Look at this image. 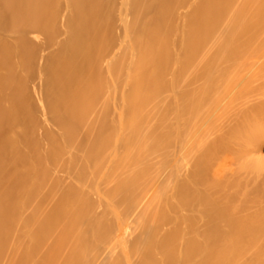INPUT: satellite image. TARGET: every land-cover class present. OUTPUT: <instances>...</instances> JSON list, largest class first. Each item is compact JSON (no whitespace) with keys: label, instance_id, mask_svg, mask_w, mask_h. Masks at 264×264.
Listing matches in <instances>:
<instances>
[{"label":"bare ground","instance_id":"6f19581e","mask_svg":"<svg viewBox=\"0 0 264 264\" xmlns=\"http://www.w3.org/2000/svg\"><path fill=\"white\" fill-rule=\"evenodd\" d=\"M58 1L0 0V264H80L83 262L91 252V247L89 249L86 243L92 228L89 222L92 217L95 218L96 213L92 203L96 204L97 208V203L91 202V198L88 200L87 197L90 195L88 196L87 193L97 199L100 207L106 205L112 216H116L117 222H115L118 226L113 222L118 230L121 229L118 221L120 220L121 224L123 223L122 226L128 228V222L125 221L127 216L137 208L139 210L142 199L148 197L146 195L150 196L143 213L136 217V233L134 232L136 242L130 244L133 238L128 242L130 236L128 230L120 241L123 243L121 255L118 254L121 264H264V157L262 156L264 82H252L245 87L232 86L229 92L235 97L227 104L218 102L216 105H211L206 97L215 90L216 94L225 90L222 89L223 87L218 89L216 83L212 84L210 80L218 78L226 71L244 75L254 73L255 75L250 77L252 76L254 81L259 79L257 76L261 73L259 67L252 69L247 68L246 65L233 67L231 63L246 64L248 60H258V56L261 57L259 36L264 30V0H194L195 6L193 2L188 3L187 0H141L140 7L132 3V0H121L118 9L120 24L117 25L121 35L118 39L119 46L115 49L119 47V53L129 55L128 58L124 57L129 60L127 62L129 66L123 65L127 70L124 72L126 74H122L123 66L122 71L119 69L121 54L119 56V53L115 52L116 54L112 55L114 60L112 56L110 59L114 62L117 58V69L110 67L109 59L102 61L104 63L109 61V65L105 64L108 65V72L112 73V77L110 76L112 79L109 77L110 82L118 78L115 82L117 83L125 75L122 78L125 81H123L124 84L119 82L115 85L117 91L114 94L121 97V102L117 103L118 105L115 104L117 107L114 104L109 105L111 110L115 108L118 111L117 113L115 109L112 110L117 113V115L113 114L117 123L112 124L114 119L112 112L109 118L111 117L110 122L113 128L116 125L114 141L121 142L118 143L120 147H124V152L121 153L122 148L115 143L117 148L114 147L115 151L111 149L114 152H110V161H104L107 165L109 164L108 169L101 165L106 172L103 171V173L100 167L104 176L99 173V178L100 176L102 178L97 179L98 181L95 180L94 174L99 170L100 157L105 152L109 157L108 149L104 152L109 138L105 132L108 119L101 94L106 91H102L103 81L99 72L100 51L97 50L98 53H96V47L102 38V26L99 25V19L102 8L103 12L105 10L106 1L65 0L68 11L70 10L65 15L69 21L65 20L66 24H64V29L68 28L66 33L68 41L61 40L66 44L62 45L61 50L59 45V53L56 54L54 49L50 50L55 53L50 58L46 56V51V57H44V61L48 59L44 62L46 66L44 64L42 66V56L37 73L41 72L40 65L41 69L46 67L47 75L44 74L46 78L43 77V73L39 74V78L34 76V79H39L35 80L39 89L44 82L47 83H45L47 87L46 85L42 87L43 89L46 87L47 91L45 89L41 95L38 93L42 96L46 92V98L44 99L45 94L43 98L36 95L37 87L31 90L32 95H30L32 98L35 93L34 95L40 97L36 99L37 101L32 99L38 103V107L40 106L38 111L41 110L39 112L43 115L40 117H44L40 118L45 127L43 129L42 126V130L48 128L51 132L54 126L59 128L55 131L58 132L60 141L56 134H53V138L51 135L50 140L57 138L58 142L56 140L55 142L58 143L56 144L58 150L56 148L55 156L62 147L63 152L57 156L60 159L61 155H64L70 166L67 173L66 166L63 167L65 171L62 172L64 173L62 178V174L57 176L58 179L61 178V183L51 176L53 172L49 170L50 168L45 170L43 167L45 171L38 172L40 163L35 165L34 158L33 162L29 161L31 155L28 156L30 150H27L26 145L32 144L35 138L32 133L27 138L24 136L25 139L33 138V141L30 138L31 142L29 141L28 144L25 141L24 145L21 138L23 128L25 130L31 125L29 123V126L24 127L25 124L27 125L33 119L32 116L29 118L30 113L33 112L28 111V107L24 109L22 116L27 111L30 113L24 116L27 118L23 127L19 125L20 112H22L20 106L23 109L25 104L24 98L21 100V95L26 96V90L21 91L25 85L21 74L25 77L30 76V70L26 74L22 71L28 57L26 50L28 52V48L31 47L28 46L25 49L27 44L24 45V41L28 39L38 42V36L34 35L37 39L30 37L28 31L34 30L31 31L34 33L38 32V28L42 30L45 27L43 24L46 25V20H50L51 17L55 21V12L52 8L59 4ZM184 3H188L189 6L192 4L193 8L190 7L193 11L191 14H186L187 10L184 11L185 14L181 12L185 17L181 45L180 47L176 45L179 49L173 51L172 49L177 48L172 47L175 46L173 43L179 39L175 42L171 41L179 35L177 32L180 28L176 30L172 40L170 32L179 25V21L178 23L176 21V25L174 21L173 25H170V21L168 24L166 22L168 27L163 23L167 27L166 30L159 26V22L166 19V16L174 15L177 9L184 7ZM131 9L135 10L133 16L137 14L136 19L129 20L128 12ZM141 11L144 13L150 11V14L147 17L141 16V18L145 17L142 20L138 18ZM176 14L172 18L178 19V13ZM59 16L57 18L60 19ZM52 23L55 24L51 22L50 25ZM48 24L45 28L51 27ZM56 29L54 27L53 30ZM44 33L45 30L42 34ZM47 36L45 38L51 41L49 33ZM218 36L220 40L215 41ZM67 37L64 38L67 39ZM34 44L36 46V43ZM121 49L125 50V53ZM126 60L122 62L125 63ZM32 61L29 64L32 65ZM103 67L102 65L100 68L103 69ZM27 70L28 68L25 71ZM32 71L35 72V69L33 68ZM101 71L103 73V70ZM19 77L24 83L23 87L21 84V90L18 83ZM118 84L122 87L124 85L121 93L118 91L121 88ZM114 87H112L113 90H116ZM108 92L105 95L110 98L111 92ZM112 96L111 102L108 101V103H112L114 99L118 102V99ZM105 99L107 100L108 97ZM22 101L23 105H21ZM29 103L31 105L32 102L29 101ZM26 104L28 105L27 102ZM37 106L33 108L37 109ZM240 107L245 114L243 118L240 116ZM250 107L255 108L254 114L250 113ZM186 112L191 119V124L197 126L200 122H205L207 130L198 145H190L194 160L190 159L194 162L189 163H192V166L194 164V171L188 185L186 182L189 178L186 182L184 181L185 185L183 181L179 183L180 180L176 176L178 181L172 182L173 186L170 190L167 179L162 181L156 180L157 177L153 179L149 176L152 172L150 166L158 157V140H163L167 131L175 130L182 137L186 125ZM38 122L35 125L37 130L35 133L37 134L40 129V135L42 133L41 128L37 127ZM33 129L31 127V131L34 132ZM47 132L50 136L49 130ZM35 133H33L34 137ZM83 136L89 140L93 139L92 146L80 144ZM39 139H36L35 143L40 142L41 139ZM52 140L50 142L53 143ZM52 143L49 145V150L47 147L48 152L46 153V149L43 152L47 154L43 159V154L38 149L40 153L38 151L37 156H40L42 161L52 156L51 162L55 163L52 149H55V145L51 147ZM34 151L37 152V150ZM64 158H62L63 162ZM102 158L106 160L107 156L106 159L103 156ZM225 158L231 159L233 163L235 160L240 165L236 169L230 165V168L225 163ZM40 159H36V162ZM80 159L84 163L85 161L92 163L91 166L88 162L93 174L91 179L94 182L88 190L86 188L90 184L87 185L84 182V176L83 179L80 176L85 171L83 165H80ZM47 160L49 161V158ZM44 162L46 166L47 161ZM56 163H61L62 167L61 160L60 163L58 160ZM70 170H73L74 177L76 173L77 179L73 181V174H71L72 182H69L68 187L63 186L62 184L65 183L62 181L63 177L65 179V175H69ZM87 178L89 182L87 179L86 181L90 183L88 173ZM82 192L84 198L79 196ZM84 193L87 195L86 198ZM123 194L125 197L128 194V198L129 196L132 198L125 208L120 209L118 200ZM186 212L191 215H186ZM106 216L108 217L107 213ZM105 219L108 221V218L105 217ZM92 221L91 226H93ZM102 225L104 226V222ZM103 226L98 228V231H105ZM110 233L105 235L110 236ZM99 238L103 242V239Z\"/></svg>","mask_w":264,"mask_h":264},{"label":"rangeland","instance_id":"374dc122","mask_svg":"<svg viewBox=\"0 0 264 264\" xmlns=\"http://www.w3.org/2000/svg\"><path fill=\"white\" fill-rule=\"evenodd\" d=\"M106 2H105V4H104V2H102L104 5H105V7L107 8V6H108V8L106 9L105 7H104V5L102 6V4H101V6L102 7H104V9L106 10H104V12H103V8H102V13H101V16H100V19H99V21H100V26H102L101 27V31H102V34H101V39H100V44L96 47V53H98V51L97 50H99L100 52H99V55H98V59L100 60L99 61V65H100V67L103 65L104 67H103V69L102 68H100L99 67V72H100V75H101V78H102V81H103V89H102V91L104 90V91H106V92H101V94L103 95L102 97H103V100H102V103H104L105 104V109H106V118L108 119V121H106L107 122V127H106V133H107V136H108V140L110 141H108V142H106V144H105V150H104V152L105 151H107V149H108V151H107V153H109V157H108V154H106V152L105 153H103V157H105V159H106V156H107V159L106 160H104L103 158H102V156L100 157V161H99V170H98V172L97 173H95L94 174V178H95V180H97V179H100L101 180V176L103 175L102 174V172L103 171H105L106 169H108L107 167H108V165H107V162H109L110 161V152H112L113 150L115 151V148H117L116 146H115V143L117 144L118 142L119 143H121L120 141H114V137H115V134H116V125L114 126V128H113V123H117V119L115 118V116H113V114L114 113H118V111L114 108V106H115V104L116 105H118L119 104V102H121V97L119 96L118 97V95H116V94H114V93H116V91H117V86H115L117 83H119V82H121V84L123 83L124 84V80L122 79V78H124V76L125 75H123V77H119L120 79H119V82H117V83H115L116 82V80L118 79V78H114V76H113V80H112V82H110V80L112 79L111 77H112V73L110 74L109 72H108V65H109V61H110V59H111V56L113 55L114 56V53L115 52H117V53H119V47H118V49H115V48H117V46H119V36L121 35V31L119 32V28H118V24H120L119 23V17H118V9H119V7H120V2H121V0H105ZM133 2L132 3H135V5L136 6H138V7H140V2H141V0H132ZM191 1V2H190ZM67 2V1H66ZM65 2V0H59L58 1V3L59 4H57L56 6H54L53 8H52V11L53 12H55V15H54V17H55V21L53 20V17H51L50 18V20H46V25L50 22H55V24L54 23H52L51 25H50V23L48 24V26L50 25L51 27H48V28H45L46 27V25H45V23L43 24V26H45V27H43L42 28V30L41 29H39L38 28V32H34V33H31V31L32 30H30V32L28 31V33L30 34H28V36H32V37H34V35L37 37L38 36V42H35V41H37V40H33L34 38L35 39H37L36 37H34L32 40L33 41H29L28 39H26V41H28V42H30V43H28V42H26V41H24V45L25 44H27L26 45V47H25V49H27V47L28 46H31L30 47V49L28 48V52H27V50H26V56H28V57H26V61L28 62V60H30L31 58V60L29 61V63L32 61V60H34V61H32V65H34V66H32L31 64H29V66H28V64H24V66L22 67V71H23V73L25 72V74L26 73H29L30 72V76L28 77V75L26 76L28 79H26V77H25V75H22L21 74V77H22V79H24V83H25V85H24V87L26 86V88H24L23 87V82H22V79H20L21 77H19V82L18 83H20V85H19V89L21 90V84H22V87H23V89L21 90V91H23L24 89L26 90V96L28 97L29 96V98H27L26 96L24 97V95H21V100L24 98V101H25V104H24V106H23V109H22V106H20V111H22V112H20V114H21V119H20V121H21V123L19 124L20 125V127L22 126L23 127V124L25 123V121H26V118L27 117H24L26 114L27 115H29V113L30 112H33V113H30V115H29V118H31V116H32V118L33 119H31L30 120V122H28L27 123V125L25 124V126L24 127H27V126H29L30 124L29 123H31V125H30V127H27V128H25V130H24V128H23V133H25V135L23 134V133H21L22 134V142H23V145H24V142L26 141V143L28 144L29 143V141L31 142V139H32V141H33V138H35V140L32 142V144H28V145H26V143H25V145H26V147H27V150H30L29 151V153H28V156H29V154L31 155V157L29 158V161L31 162H33V158H34V161L35 162H33L35 165H37V163H40V165H39V170H38V172H41L42 170H43V167H45L44 169L45 170H47L48 168H50L49 170L50 171H52L53 172V174H51V176H53V177H55V178H57L58 179V177L57 176H60L61 174V178H62V176H64L63 174L64 173H62L63 171H65V170H63L64 168L63 167H65L66 166V168H67V171H66V173L68 172V169H69V167L70 166H68L69 165V161L66 159V158H64V155H61V158L59 159V156H60V154H61V152H63L62 151V147H60L61 148V150L59 149V151H58V155L59 156H57V154H56V156H55V153L57 152V151H55L56 150V148H57V150H58V147H57V145L56 144H58V143H56V142H58L56 139L59 137V135H57V133L58 132H56L55 131V129H57V131L59 130V128H57L58 126H54V129H52V131L50 132V130L51 129H46V130H42V126H43V129L45 128L44 127V125H43V120H41L42 118H44V117H40V116H43L42 115V113H40L41 112V110H39L38 111V109L40 108V106L38 107L37 105H38V103H36L35 101H33V99L32 98H34L35 100L37 99V98H40V97H42L43 98V94H45L44 95V99L46 98V92L45 93H43L42 94V96H40L41 95V93H42V91H44L45 89V91H47V83L46 82H44L43 83V85L42 86H40V89L38 88L39 86H37L38 85V83L37 82H35V80L37 81V80H39V79H37V78H39V74H41V73H43L42 75H43V77L44 78H46V75H47V73H46V67H44L43 69H41L42 68V66H43V64H44V66H46V64L44 63V62H46V60H48V59H46L45 61H44V57H46L47 55H48V58H50V56L51 55H55V53L57 54V53H59L58 52V50H59V47H60V50L62 49V45H65L66 43V41H68V35H66V33H67V31H68V28H66L65 27V29H64V24H66V21L65 20H67V18H65L66 16L65 15H67V13H69L70 12V10L68 11V5L66 6V3ZM187 2L189 3H192L193 2V6H195V3H194V0H187ZM188 3H184L183 5H184V7H182L181 9L179 8V9H177L176 11H175V13H174V15H171V16H166V19L164 20L163 19V21H160L159 22V26H162L161 28L163 29V30H166L167 29V27L169 26H167V24L169 23V21H170V25H173V21H174V25H176L177 23H178V21H179V25H176V27H177V29H176V27L175 26H172V27H175L174 29H171L173 32H170V37H171V35H172V37H171V40L174 38L173 36H175V34H176V32L178 31V29L180 30V31H178L177 32V34H179V35H176L175 36V39L174 40H172L171 42H175V40L177 41L178 39H179V41H177L176 43H173V45L175 44V46H172L173 48L174 47H180V45H181V43H180V40H182V26H184V22H185V17H183L182 16V14H185V12L184 11H186L187 13L186 14H188V13H190L191 14V12L193 11V6H192V4H190V6L192 7H190L189 6V4ZM106 4H108V5H106ZM190 8H189V7ZM188 7V8H187ZM54 8H56V10L58 11V13H57V11L54 9ZM187 8V9H186ZM55 11H54V10ZM108 9H109V11H108ZM184 9V10H183ZM192 9V10H191ZM66 10H67V12H66ZM133 9H131V10H129V17H130V19L129 20H133V19H136L137 17H135L137 14H135V16H133V12H135V10H133ZM189 10V11H188ZM183 11V13L181 14V12ZM64 13H66V14H64ZM137 13V12H136ZM142 13V14H141ZM146 13V14H145ZM144 13V11L142 12H140L139 14V17L138 18H140V19H144L145 17H147L149 14H150V11H146ZM176 13H178V19H175V18H172V17H175V14ZM58 14H60V16L58 15ZM68 15H70V14H68ZM145 16V17H143V18H141V16ZM60 17V19L59 18H57V17ZM176 16H177V14H176ZM181 16L183 17V18H181ZM184 16H186V15H184ZM132 17V18H131ZM57 18V19H56ZM69 18H71V15H70V17ZM179 18L181 19V20H179ZM52 19V20H51ZM174 19V20H173ZM70 20H72V19H70ZM182 20H183V22H182ZM58 21V22H57ZM69 20H67V22H68ZM176 21H177V23H176ZM58 24H57V23ZM65 22V23H64ZM131 22V24H132V21H130ZM166 22H167V24H166ZM70 23V22H69ZM68 23V24H69ZM163 23L167 26H164L163 25ZM182 23H183V25H182ZM56 25V26H55ZM58 25V26H57ZM71 25V24H70ZM181 25V26H180ZM55 28H57L56 30H53L54 29V27ZM65 26H69V25H65ZM49 28L51 29V30H49ZM45 30V33L44 34H42V32ZM41 32H40V31ZM174 30H175V32H174ZM177 30V31H176ZM34 31V30H33ZM32 31V32H33ZM56 31V32H55ZM49 33V38L51 37V41H49V40H47L48 39V33ZM56 33V34H55ZM174 35H173V34ZM181 35V36H180ZM263 35V36H262ZM47 36V39L45 38ZM30 37H28L29 39H30ZM54 37H56V38H58V39H55ZM64 37H67V39L66 38H64ZM261 39H259L260 41H261V57H259L258 56V60H248L249 62H247L246 64H244V63H238V62H236V63H231V65H234L233 67H238V66H245L246 65V67L247 68H249V69H252V68H260V70H261V73H259L257 76L259 77V79H257V80H253L252 79V76L250 77V75H253L254 73H248V74H246L245 73V75L244 74H239V73H234V72H229V71H226L225 73H221L219 76H218V78H215V79H212L211 78V82H212V84H214V83H216V87L219 89V88H221V87H223L222 89H225L223 92H221V93H219V94H216L215 93V91H214V93H212L211 95H208V96H206L207 97V100H210V104L211 105H216L218 102H222L223 104H227L228 102H230L231 100H232V98H234L235 96L233 95H231L230 94V92H229V88L231 89V87L233 86H238V85H240V86H247V85H249L250 83H252V82H259L260 81V83H263L264 82V40L262 41V39H264V30L261 32V34H260V36H259ZM219 38V36L217 37V39L215 40V41H219L220 40V38ZM55 39V40H54ZM65 41L64 43L62 42V41ZM214 41V42H215ZM31 42H32V45H31ZM36 43V46H35V44L34 43ZM60 42V43H59ZM61 42H62V44H61ZM178 42H179V45H178ZM57 45H56V44ZM56 45V46H55ZM60 45V46H59ZM171 45H172V43H171ZM177 45V46H176ZM32 46H34V47H32ZM58 46V47H57ZM174 48V49H172L173 51L176 49V50H178L179 48ZM50 48V49H49ZM54 49V50H53ZM115 49V50H114ZM43 50V51H42ZM50 50H53V51H55V53L53 52H51ZM175 50V51H176ZM46 51H47V53H46ZM48 51H50V52H48ZM121 51H124V53H125V50H123V49H121ZM33 53V54H32ZM42 53H43V55H42ZM45 53H46V56H45ZM113 53V54H112ZM30 54V55H29ZM32 54V55H31ZM35 54V55H34ZM41 54V55H40ZM111 54V55H110ZM116 54V53H115ZM120 54H121V57H120V59H119V61H121L120 62V65L119 66H121V67H119V69L122 71V69L121 68H123L124 70L122 71V74H126V73H124V72H126L127 70H126V68H125V66H123V65H126V66H129V64L127 65V62H129V60L127 59L126 60V58L124 59V57L126 56L127 58L129 57V55L127 54V53H125V55H122L123 54V52H120L119 53V56H120ZM37 55H39V57L37 56ZM32 56H34V57H32ZM41 56V57H40ZM42 56H43V62H42ZM113 56H112V60H114V58H113ZM29 57H31V58H29ZM38 57V58H37ZM110 57V58H109ZM34 58V59H33ZM39 58H41V59H39ZM36 59V60H35ZM109 59V61H108V63L107 62H105L106 64H108L107 66H106V64L103 62V61H107ZM122 59V60H121ZM126 60L125 61V63H123L124 62V60ZM38 60V61H37ZM40 60V61H39ZM103 60V61H102ZM116 61V62H115ZM115 61L114 62H112V61H110L111 63H110V67H112L113 69H117V58L115 59ZM123 61V62H122ZM36 62V63H35ZM38 62V63H37ZM42 62V66L40 65V70L39 71H41L40 73L38 72L37 73V69H39L38 67H39V64ZM101 62H103V63H101ZM35 64H37L36 66H35ZM102 64V65H101ZM114 64V65H113ZM122 64V65H121ZM237 64V66H235ZM25 66H28V67H26L25 68ZM106 66V67H105ZM116 66V67H115ZM123 66V67H122ZM35 69V72L34 71H32L33 70V68ZM28 68V70L27 71H25L26 69ZM45 69V70H44ZM30 70V71H29ZM44 70V71H43ZM101 70H103V73H104V75H103V73H102V71ZM172 70V69H171ZM29 71V72H28ZM33 72V73H32ZM45 72V73H44ZM109 74H108V73ZM171 72V71H170ZM108 75H107V74ZM169 73V72H168ZM33 74V75H32ZM44 74H46L45 76H44ZM38 75V76H37ZM102 75H103V77H102ZM255 75V74H254ZM23 76H24V78H23ZM33 76V77H32ZM34 76L35 77H37V78H35L34 79ZM111 76V77H110ZM106 77H110L109 78V81H108V78H107V81H106ZM122 79V81H120ZM27 80H30V81H27ZM107 82H105V81ZM32 81V82H31ZM124 81V82H123ZM35 82V83H34ZM46 83V84H45ZM106 83V84H105ZM108 83H109V85H108ZM105 84V85H104ZM110 84H114V86H112V87H114L116 90H113V88L110 86ZM34 85V86H33ZM36 85V86H35ZM46 85V87H44L45 89H43L42 87L43 86H45ZM108 87H107V86ZM119 86H121L120 84H118ZM28 86V87H27ZM32 86V87H31ZM104 86H105V89H104ZM109 86H110V88H109ZM118 86V87H119ZM263 86H264V83H263ZM36 88L35 89V91H36V95H39L38 93H40V97H38V96H36V95H34L33 94V96H32V98H30L31 96L30 95H32L31 93V90H33V88ZM107 87V88H106ZM123 87H124V85H123ZM122 86H121V88L118 90L119 92L121 91V89L123 88ZM243 87V88H244ZM30 90H29V89ZM111 88H112V90H111ZM43 89V90H42ZM108 89V90H107ZM110 89V90H109ZM24 90V91H25ZM41 90V91H40ZM34 91V92H35ZM39 91V92H38ZM107 91H109V92H113V94H112V92H111V94H109V95H113L112 97L114 98H117L118 99V102H115L116 101V99H114L113 101H114V103H113V101H112V103H108V101H110L111 102V96H110V98H109V96L107 95H105V93H107ZM115 91V92H114ZM122 91H123V89H122ZM108 92V93H109ZM119 92H117V94L119 93ZM22 93V92H21ZM29 93V95H27ZM121 93V92H120ZM119 93V94H120ZM116 95V96H115ZM232 96V97H231ZM105 97L107 98L108 97V99L106 100L105 99ZM28 99V100H27ZM31 99V100H30ZM110 99V100H109ZM119 99H120V101H119ZM29 101L30 102H32L31 103V105H33V107H35V106H37L38 108L37 109H34L31 105H30V103H29ZM37 101V100H36ZM107 101V102H106ZM26 102L28 103V105L29 106H31V107H29L27 104H26ZM108 104V105H106V103ZM118 103V104H117ZM111 104H114V106H112L115 110H116V112H114V111H112V110H114V109H112L111 110V106H109V105H111ZM21 105H23V101H22V103H21ZM110 108H109V107ZM28 107V108H27ZM115 107H117V106H115ZM25 108H27V110L28 111H30V112H28L27 110V112L22 116V113H24L23 111H24V109ZM108 108V109H107ZM30 109V110H29ZM31 109L33 110V111H31ZM110 109V110H109ZM35 110V111H34ZM249 110H250V113L252 114H254V111H255V108L254 107H250L249 108ZM34 112H39L38 114L37 113H34ZM111 112H112V117L115 119V121L113 122V120H112V124H111V117L109 118V116H111ZM240 112H241V117L243 118L244 117V112H243V108L242 107H240ZM117 113L115 114V115H117ZM35 114H37L36 116H35ZM39 115V116H38ZM186 116V125H185V128L183 129V132H182V137L181 136H179L177 133H176V131L174 130L173 132L172 131H167V135L166 136H162L163 137V140L162 139H159L158 140V146H159V150H158V157H157V159L155 160V162H154V164L152 163V165L150 166V168H151V170L150 171H152L151 173H150V175L149 176H151L153 179H155V177H157L156 178V180L158 179V180H165L166 181V179L168 180V183H169V189L171 190V188H172V186H173V183L174 182H177L178 180H176V179H178L179 178V183L181 182L182 183V181H183V183L186 185V183H187V185H188V183H189V181L191 180V175L193 174V166H194V164H193V166H192V163L194 162H192L191 161V159H193L194 160V157H193V154H192V150L190 149V145L192 144H196V145H198L201 141H202V138H203V136H205V132H206V130H207V128H206V125H205V122H200V124L199 125H197V126H195V125H193V124H191V122H190V118H188V115H187V112H186V114H185ZM34 116V117H33ZM247 117V116H246ZM24 118V120H22ZM35 118H37L36 120H34ZM41 118V119H40ZM29 119H27V121H28ZM33 120H34V122H33ZM40 120V121H39ZM39 121V122H38ZM36 122H38L37 123V127L38 128H41V133L42 134H40L39 135V132H40V129H39V132H37V134L35 133V125H36ZM40 122H41V124H40ZM35 123V124H34ZM22 124V125H21ZM33 126H34V129H33ZM21 127V128H22ZM31 127H32V129L34 130V132L33 131H31ZM243 128V127H242ZM47 130H49V132H50V136H49V133L47 132ZM53 130H54V132H53ZM189 130V131H188ZM25 131V132H24ZM28 131H30V133H28ZM37 131V130H36ZM56 132V133H55ZM27 133V134H26ZM31 133H32V136H33V138L32 137H28V139H25V137L24 136H26V138H27V136H31ZM33 133H35V137H34V135H33ZM52 133V134H51ZM186 133V134H185ZM53 134H56L55 136H57V138H55V140H56V142H55V140H52L53 141V143L52 142H50L51 140H50V138H51V135H52V138L54 137L53 136ZM37 135H39V136H37ZM171 135V136H170ZM21 136V135H20ZM179 136V137H178ZM24 137V138H23ZM37 137V138H36ZM166 137H167V139H166ZM170 137V138H169ZM31 138V139H30ZM41 140H40V139ZM48 138H49V140H48ZM112 138V139H111ZM178 138V139H177ZM36 139H39L40 140V142L39 141H37V143H35V141H36ZM177 139V140H176ZM59 141H60V137H59V139H58ZM93 139H90L89 140V138H85L84 136L82 137V139H81V143L80 144H82L83 146H86V145H90V146H92V144H93V141H92ZM160 140H161V142H160ZM165 140V141H164ZM168 140V141H167ZM49 141V142H48ZM114 141V146L112 147V145H113V142ZM163 141V142H162ZM47 142H48V145H47ZM62 142V141H61ZM166 142V143H165ZM176 142H178V143H176ZM50 143H52V145H51V147L53 146L54 147V145H55V149L54 148H52L53 149V152H54V158H55V163H54V161H52L51 162V160H53V158H52V156L50 157V156H48V157H46V159H44L43 161H42V159L47 155H45V153H43L44 151H45V149H46V153L48 152V150L50 149L49 148V145H50ZM119 143H118V147L119 148H122V147H120V145H119ZM163 143V144H162ZM165 143V144H164ZM170 143H171V147H170ZM39 145V146H37V145ZM173 144V145H172ZM29 145H31V146H29ZM46 145V146H45ZM63 144L61 143V146H62ZM123 144H121V146H122ZM58 146H60V144L58 145ZM123 146H125V145H123ZM25 147V146H24ZM25 147V148H26ZM33 147H34V150H37V152H35L34 150H33ZM35 147H37V149H35ZM43 147H44V149H43ZM47 147H48V150H47ZM115 147V148H114ZM165 147V148H164ZM193 147V146H192ZM191 147V148H192ZM264 147V146H263ZM28 148H31V149H28ZM113 148V150H111ZM168 148V149H167ZM41 150V152H42V154H43V157H42V159H40L41 157L39 156H37V153H38V151L39 150ZM33 150V151H32ZM211 150V149H210ZM32 151V152H31ZM113 151V152H114ZM74 152L75 153H77V151L76 150H74ZM112 152V153H113ZM121 153L122 152H124V147L122 148V150L120 151ZM33 153V154H32ZM36 153V156H34V154ZM39 153H40V151H39ZM39 153H38V155H39ZM42 154H41V156H42ZM45 155V156H44ZM104 155H106V156H104ZM262 156L264 157V148H262ZM49 158V161L47 160ZM52 158V159H51ZM62 158H64L65 160H64V162H63V159ZM191 158V159H190ZM36 159H40V161L39 162H36ZM47 161L46 163H47V165L45 166V162L44 161ZM59 161V163H60V160L62 161V167H61V163L60 164H57L56 163V161ZM107 160H109V161H107ZM190 160V161H189ZM225 160V163L231 168V166L230 165H232V168L233 169H236L237 167H238V165H240L238 162V164L236 163V161L235 160H233L234 161V163L232 162V160L231 159H224ZM223 160V161H224ZM38 161V160H37ZM68 161V162H67ZM81 161V159L79 160V162ZM104 161H107V162H104ZM213 161V160H212ZM217 161V160H216ZM215 161V162H216ZM89 162V161H88ZM88 162L87 161H85V163L83 162V161H81L80 162V165L82 166L83 165V170H85V171H83V173H81V179H83V176H84V178H85V183H87V185L88 184H90V185H88L87 186V188H86V190H88L89 188H90V186H91V183H93L94 181L91 179V178H93L92 176H93V174H91V172H92V170H91V166H92V163L91 162H89V163H91V166L88 164ZM104 162V163H103ZM189 162H192V163H189ZM66 163H67V165H66ZM175 163H176V165H175ZM42 164V165H41ZM49 164V165H48ZM56 165V167H54L55 168V171H54V168H53V166L54 165ZM64 164V165H63ZM104 165L105 166V168H104V166H101V165ZM189 164H191V166H189ZM59 165H60V167H59ZM90 167H89V166ZM234 165V166H233ZM42 167V169H40ZM89 168V170H88V168ZM100 167H102V172L100 171ZM57 168H58V171H56L57 170ZM65 168V169H66ZM53 169V170H52ZM59 169H60V171H59ZM104 169V170H103ZM45 170H43V171H45ZM188 170V171H187ZM72 173H71V172ZM69 172V175L68 174H66L65 175V179H64V177H63V182H65L66 183V185H65V183L64 184H62L63 186H69V184L72 182V177H73V181H76V179H77V175H76V173H75V177H74V172H73V170H70ZM86 171H89V172H87L88 173V177H90V183H88L89 182V178H87V173H86ZM192 171V173L190 174V172ZM58 172L60 173L59 175H58ZM106 172V171H105ZM182 172V173H181ZM184 172V173H183ZM57 173V174H56ZM99 173H100V178H99ZM104 173V172H103ZM177 173L179 174V175H177ZM71 174H73V176L71 177ZM54 175H56V176H54ZM95 175L97 176V177H95ZM182 175H184V177H182ZM80 176H79V178H80ZM104 176V175H103ZM176 176L178 177V178H176ZM186 176V177H185ZM67 177H69V179L67 178ZM60 178V179H61ZM70 178H71V180H70ZM181 178H182V180H181ZM184 178V179H183ZM188 178H189V180H188ZM60 179H58V181H60ZM67 179H68V184H67ZM86 179L88 180V182L86 181ZM186 179L188 180L187 182H186ZM98 181V180H97ZM96 181V182H97ZM153 181V180H152ZM186 183H185V182ZM70 182V183H69ZM95 182V183H96ZM100 182V181H99ZM102 182H104L103 180H102ZM173 182V183H172ZM60 183H61V181H60ZM153 183V182H152ZM104 185H105V183H103ZM154 185V184H153ZM105 187V186H104ZM261 192V191H260ZM263 192V191H262ZM82 194H83V192L81 193V195H79L80 197L82 196ZM87 195L89 196L90 195V197H87ZM87 195L84 193V196H85V198L87 197L88 198V200L90 199L91 200V202H95V203H97V208H96V204H93L92 203V207H93V209H94V213L96 214H94V216H95V218L94 217H92V219H93V221H92V219L90 220V228H91V232H89V234H88V236H87V245L89 246V249H90V247H91V252H90V254L88 255V257L86 258V259H84L83 260V262H81L80 264H84V262H85V264H106V262H107V264H111L112 262V264H121V261L119 260L120 259V256H118V254L119 255H121V252H122V247H123V243L122 242H120L121 240H122V237H125V232L128 230V235L130 234V236H129V238H128V242H130L131 241V239L133 238V241H131L132 243H130V244H133L134 242H136V222H137V218H138V216L140 215V213H143V211H144V207H146V203L148 204V201H149V195H146V196H148V197H145L144 199H142V202L140 203V205H139V210H138V208L136 209V210H134L130 215H128L127 217V219L125 220V221H127L128 222V228H125V226H122V224H121V222H120V220L118 221V224H120L121 226V229H120V227H119V229L120 230H118L117 229V227L116 226H118L117 224H116V222H117V218H116V216H112V214L110 213V211H109V209H107V206L105 205V206H102V207H100V205H99V202L97 201V199L94 197L93 198V196H91V194L89 193H87ZM130 195V194H129ZM258 195H260V194H258ZM82 198H84L83 196H82ZM93 198V199H92ZM128 198V194H126V197H125V194H123L122 196H120V200H118L119 201V207H120V209L121 208H125V206L128 204V201H130L131 200V198H132V196H129V198ZM147 198V199H146ZM165 199V198H164ZM144 200V201H143ZM97 201V202H96ZM120 201H121V203H120ZM147 201V202H146ZM143 203V204H142ZM142 206V207H141ZM97 209V210H96ZM100 212H99V211ZM138 210V211H137ZM99 212V213H98ZM135 212H137V213H135ZM106 213H107V215H108V217L106 216ZM136 214H138V215H136ZM186 215H191V213H189V212H186ZM134 216V217H133ZM97 217V218H96ZM99 217V218H98ZM103 217V218H102ZM105 217L106 218H108V221L105 219ZM137 217V218H136ZM94 219H96V221H94ZM98 219V220H97ZM111 219V220H110ZM134 219V220H133ZM65 221H66V219H65ZM91 221H92V223H93V226H91ZM99 221V222H98ZM104 222V226L102 225V223ZM106 221H107V225H105V223H106ZM115 222V225H114V222ZM134 221V222H133ZM95 222V223H94ZM100 222H101V227H100ZM120 222V223H119ZM132 222H133V224H132ZM63 223H64V220H63ZM62 223V224H63ZM67 223V222H66ZM96 223H97V225H96ZM96 226H95V225ZM95 226V227H94ZM102 226L104 227V230L105 231H102V230H100V231H98V228L100 229V228H102ZM93 227H94V229H93ZM107 227V228H106ZM122 228H123V230H122ZM96 229V230H95ZM115 229V230H114ZM95 230V231H94ZM118 230V231H117ZM124 231V233H122V232ZM97 232V233H96ZM98 232H99V234H98ZM101 232H103V233H101ZM108 232L110 233V232H112V233H110L109 235L110 236H107V235H105V234H108ZM135 232V233H134ZM122 233V234H121ZM94 234V235H93ZM98 234V235H97ZM103 234V236H101ZM122 236H121V235ZM93 235V236H92ZM100 235V236H99ZM98 238H97V237ZM106 236V237H105ZM118 236H120V238L118 237ZM99 237H101L102 239H103V242H102V240L99 238ZM105 237V238H104ZM95 238H97V240L95 239ZM120 239V240H119ZM100 240H101V243H100ZM109 242H108V241ZM96 241H97V244H95L96 243ZM119 241V242H118ZM99 242V243H98ZM112 243V244H111ZM116 243V244H115ZM95 245V246H94ZM92 246H93V248H92ZM106 247H107V249H106ZM115 249H116V251H115ZM118 251V252H117ZM93 252V253H92ZM91 253H92V255H91ZM91 255V256H90ZM115 256V257H114ZM118 256V257H117ZM106 261V262H105Z\"/></svg>","mask_w":264,"mask_h":264}]
</instances>
